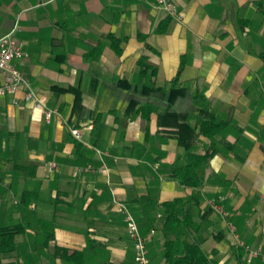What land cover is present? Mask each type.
<instances>
[{"label":"crops","instance_id":"obj_1","mask_svg":"<svg viewBox=\"0 0 264 264\" xmlns=\"http://www.w3.org/2000/svg\"><path fill=\"white\" fill-rule=\"evenodd\" d=\"M175 1L176 18L155 0H0L14 64L56 110L0 94V222L31 225L14 264H133L117 202L150 264L187 243L207 264H264L244 248L264 252V0Z\"/></svg>","mask_w":264,"mask_h":264},{"label":"built area","instance_id":"obj_2","mask_svg":"<svg viewBox=\"0 0 264 264\" xmlns=\"http://www.w3.org/2000/svg\"><path fill=\"white\" fill-rule=\"evenodd\" d=\"M155 7L164 11L169 17H178V7L175 0H155ZM17 27L18 26L15 25L11 31L0 36V74L3 76L2 84L0 85V94L4 92H14L17 89L24 90V100L32 103L33 108L41 109L45 119L49 120L52 114L56 113V110L47 108L45 97L35 92L28 78L13 62L25 56L22 44L17 41L14 36ZM71 133L78 137L77 129L71 128ZM51 168H56V164H52ZM116 205L117 210L124 213L126 230L133 243V264H150L148 260L146 238L140 234L138 225L132 215L127 211L125 204L117 202ZM209 205L215 211L222 214L224 213L221 205L213 199L209 201ZM244 248L246 251V262H251L255 257H260L264 261V252H262L260 248H250L246 245H244Z\"/></svg>","mask_w":264,"mask_h":264},{"label":"trees","instance_id":"obj_3","mask_svg":"<svg viewBox=\"0 0 264 264\" xmlns=\"http://www.w3.org/2000/svg\"><path fill=\"white\" fill-rule=\"evenodd\" d=\"M264 58V54L262 55ZM140 64L145 66V69L148 68V65L145 61H141ZM210 123L211 121H204ZM218 124V123H215ZM210 125V124H209ZM178 178L180 181H183V175L178 174ZM28 191H24L21 196V200L19 204L26 206L28 200L27 198ZM39 224L43 227L42 237L43 244H47L50 239L53 238V228L54 222L53 220H45L42 219L39 221ZM31 227L30 222L28 220L19 221V222H0V264H14L13 261L4 262L3 256L11 254L16 251L17 243L16 236L24 234L27 229ZM168 250L166 252V258L169 261V264H207V259L205 254L201 251V249L197 246L196 243H187L183 252V255H179L176 257L168 256ZM79 253L75 250L70 251L67 248L56 247L54 251V257L73 259Z\"/></svg>","mask_w":264,"mask_h":264},{"label":"rangeland","instance_id":"obj_4","mask_svg":"<svg viewBox=\"0 0 264 264\" xmlns=\"http://www.w3.org/2000/svg\"><path fill=\"white\" fill-rule=\"evenodd\" d=\"M11 222H13V221H11ZM16 255H17V254L9 256V254H8V259H9L10 261H12V260L15 261V259H16ZM16 260H17V259H16Z\"/></svg>","mask_w":264,"mask_h":264}]
</instances>
